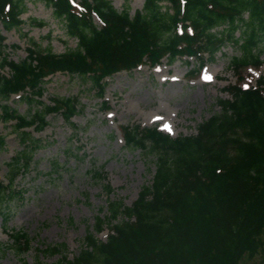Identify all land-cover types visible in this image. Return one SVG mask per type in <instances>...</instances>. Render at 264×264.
I'll return each instance as SVG.
<instances>
[{
    "label": "trees",
    "instance_id": "obj_1",
    "mask_svg": "<svg viewBox=\"0 0 264 264\" xmlns=\"http://www.w3.org/2000/svg\"><path fill=\"white\" fill-rule=\"evenodd\" d=\"M42 1L53 7L78 45L55 53L32 40L27 57L16 61L3 52L0 33L1 99L27 87L41 95L44 77L58 70L90 79L103 92L104 78L115 72L154 65L164 57L173 62L188 55L203 63L229 43L240 52L232 57L236 69L263 62L264 0H145L133 14L128 6L117 9L111 0H81L79 7L72 0ZM26 2L0 0L5 28L24 22L20 15ZM6 66L10 77L2 73ZM228 90L232 98L219 100L220 111L199 123L197 134L171 137L155 127H123L130 149L155 156L152 183L142 186L131 205L108 201V213L96 216L94 225L98 232L109 227L106 240L89 230L76 256L61 255L51 264H264V78L256 88L230 85ZM78 103L72 97L56 98L31 117L2 105L0 121L17 120L25 147L11 162L9 183L0 182V216L21 197L14 180L27 169L39 145L20 128H44L52 111H61L74 126L71 117ZM12 235L13 251H29L32 238L27 232ZM62 249L48 246L40 252L56 254ZM34 264L47 263L39 257Z\"/></svg>",
    "mask_w": 264,
    "mask_h": 264
},
{
    "label": "rangeland",
    "instance_id": "obj_2",
    "mask_svg": "<svg viewBox=\"0 0 264 264\" xmlns=\"http://www.w3.org/2000/svg\"><path fill=\"white\" fill-rule=\"evenodd\" d=\"M112 1L120 10L128 6L131 13L144 2ZM21 18L24 23L12 29L0 22V32L5 36L3 52L11 59L26 58L32 40L43 48L51 47L55 53L78 44L67 34L65 22L55 17L53 8L42 0H27ZM33 18L46 23L34 24ZM235 55H240L239 49L228 44L192 79L189 71L199 65L193 58L189 62L177 59L172 64L164 58L156 68L145 64L108 77L102 94L89 80L77 75H52L44 85L42 99L46 103L53 97L77 99L79 111L73 121L78 130L74 133L60 114L49 115V124L42 131L29 129L41 145L36 147L28 169L16 177V189L23 190L21 197L0 216V264H34L39 257L51 264L61 255L73 258L89 230L106 240L109 228L96 231V216L108 213L110 199L131 205L142 186L152 183L156 169L154 155L126 146L120 125L158 127L173 136L196 134L198 124L220 110L219 100L231 97L225 88L238 80V71L232 66ZM261 59L264 62V52ZM3 72L9 73V68ZM246 72V81L254 85L264 75V63ZM2 103L20 113L34 112L36 105L18 95L0 100ZM105 103L109 105L106 109ZM14 124L0 123L5 137L0 147V181L7 182L12 159L25 146ZM54 163L59 167L55 168ZM18 230L32 238V247L24 254L11 249L12 234ZM48 246L63 249L56 254L40 252Z\"/></svg>",
    "mask_w": 264,
    "mask_h": 264
}]
</instances>
